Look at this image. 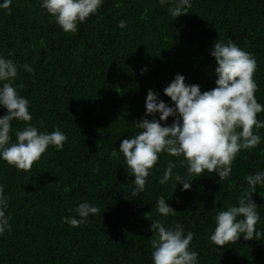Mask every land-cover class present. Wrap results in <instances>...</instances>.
<instances>
[{
	"label": "trees",
	"instance_id": "1",
	"mask_svg": "<svg viewBox=\"0 0 264 264\" xmlns=\"http://www.w3.org/2000/svg\"><path fill=\"white\" fill-rule=\"evenodd\" d=\"M10 7L11 14L0 9V55L34 69L19 70L14 83L23 85L17 90L30 102L27 123L39 131L58 128L67 141L62 150L49 146L28 171L0 160L11 217V230L0 236V264H153V220L193 232L189 247L199 264H264V236L218 248L209 239L217 212L249 189L244 177L264 171V128L254 127L260 144L237 154L227 179L189 175L183 157L161 153L138 196L123 155L111 156L124 138L141 131L136 121L152 119L145 117L149 89L171 105L163 89L176 74L202 92L216 86L210 51L217 40L231 39L255 58L254 95L264 105V0H191L188 14L175 20L171 0L163 6L159 0H104L76 33L64 32L41 0H12ZM5 113L0 107V117ZM257 119L264 121V112ZM25 126L12 121V142ZM170 160L174 172L192 180L190 189H175L173 180L159 183ZM160 196L170 198L175 216L158 213ZM252 199L260 216L256 229L264 233V187L257 186ZM85 201L100 212L79 227L65 223L62 218L74 216Z\"/></svg>",
	"mask_w": 264,
	"mask_h": 264
},
{
	"label": "clouds",
	"instance_id": "2",
	"mask_svg": "<svg viewBox=\"0 0 264 264\" xmlns=\"http://www.w3.org/2000/svg\"><path fill=\"white\" fill-rule=\"evenodd\" d=\"M169 2L159 0L162 6ZM171 2L175 7H170L168 11L174 20L188 14L191 0ZM103 3L104 0H41V7L64 32L76 33L78 25L96 14ZM11 4L12 0H0V9H6L11 14ZM118 27L124 29L126 22L119 21ZM210 55L216 62L214 88L202 92L198 84H188L184 75L176 74L163 89L171 105L149 89L145 117L151 116L152 119L136 121L135 126L141 131L124 138L119 150H112V157L118 158L119 152L125 158L128 174L134 177L131 182L134 196L145 191L147 178L161 153L183 157L180 164L186 166L189 175L200 177L215 173L219 179L225 180L232 174V163L237 154L242 149H252L260 144L261 138L253 129L264 128V121L257 119V114L264 112V105L258 103L254 95L258 87L253 79L257 67L255 58L231 39L226 43L214 42ZM21 69L34 73L28 64L18 65L0 55V107L6 109L0 117V160L28 171L49 146L62 150L67 136L58 128L52 132L39 131L27 123L32 120L30 102L17 90L23 85L14 86ZM146 70L143 69L141 74ZM169 117L174 118L170 125L167 123ZM13 120L26 122L23 130L16 131L15 142L10 135ZM161 122H164L163 126ZM175 168L176 163L170 160L159 183L166 185L173 180L175 189L178 184L182 185L181 191L190 189L192 180L174 172ZM244 179L249 189L241 192L238 203L218 211L214 217L215 228L209 239L217 248L236 242L241 237L244 240H259L264 236L256 229L260 216L252 199L257 186L264 187V171L246 175ZM169 199L160 196L155 204L158 213L165 217L177 213L166 203ZM7 201L4 186L0 185V236L11 230V217L6 215ZM74 212V216L62 219L71 227H79L100 209L85 201L78 204ZM149 230L156 234V238L150 241L153 264H199L198 252L189 247L194 233H185L182 224L177 222L174 227H166L160 220H153Z\"/></svg>",
	"mask_w": 264,
	"mask_h": 264
}]
</instances>
